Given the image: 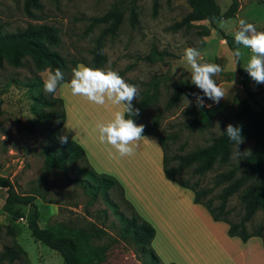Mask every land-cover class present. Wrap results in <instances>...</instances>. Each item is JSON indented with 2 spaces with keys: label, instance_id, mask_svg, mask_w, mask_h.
<instances>
[{
  "label": "rangeland",
  "instance_id": "obj_1",
  "mask_svg": "<svg viewBox=\"0 0 264 264\" xmlns=\"http://www.w3.org/2000/svg\"><path fill=\"white\" fill-rule=\"evenodd\" d=\"M23 1L0 0V24L6 31L23 28L28 22L52 25L58 36V42L52 49L65 59L69 78L72 76V61L91 62L93 40L104 27L97 25L84 35L90 18L102 15L114 2L122 4L123 22L117 34L105 40L103 53L106 61L100 69L116 71L126 82L137 85L140 89L137 101L146 95H154L141 113L140 124L158 123V133L168 136L169 155L184 154L208 145L220 133L222 122L233 119L239 100L247 98L253 109L264 107V84H257L250 76L241 81L233 52L218 31L234 35L239 28V20L244 19L254 24L257 32H264V0H237L239 7L234 17L215 20L212 25L207 21L196 22V27L177 31L170 29V25L190 10L188 0H156V15H153L154 0H40L43 7L36 11L37 19L26 16ZM216 1L222 12L231 3V0ZM132 5L138 18L135 26L129 21ZM221 20L226 22L224 28L219 26ZM200 26L209 27V34H200ZM188 47L200 51L201 62L221 66L223 71L214 79L226 93L218 104L204 97L201 119L205 125L195 131L187 129L186 123L190 119L188 110L198 108L196 95H204L200 89L191 82L190 93H183L173 106L167 105L175 85L182 80H191V68L184 56ZM240 47L244 54L240 60L243 68L253 53ZM153 50L155 60H144L143 57ZM44 74L45 70L34 68L28 56L19 67L6 63L0 67V175L8 177L19 193L35 197L34 202L41 212L40 226L64 224L87 231L103 230L101 236L92 239L93 244L106 247L104 259L99 264H148L135 245L120 235V214L130 216L131 211L117 188L94 193V190L84 187L78 181L82 175L76 169L81 161L74 166L68 164L64 170L44 167L42 148L46 144L52 145L54 124H43L33 112L34 96L45 94L44 87L33 84L43 81ZM253 145L254 140L244 139L238 146L239 153L234 146L227 162H216L203 175L195 174L192 166L183 172L181 178L191 183L197 181L203 188H211L208 197L212 198L213 205H217L226 184L215 185V176L230 170L239 177L243 171V158ZM251 182L247 181L229 198V220L238 221L242 217L244 204L240 196ZM6 194V189L0 187V252L13 239L5 227L10 224L16 241L27 253V260L3 261L0 264H64L58 252L31 236L25 218L11 220L3 210ZM16 207L21 208L24 214L32 209L30 205ZM260 225L264 234L263 209L257 210L246 223L250 231Z\"/></svg>",
  "mask_w": 264,
  "mask_h": 264
},
{
  "label": "trees",
  "instance_id": "obj_2",
  "mask_svg": "<svg viewBox=\"0 0 264 264\" xmlns=\"http://www.w3.org/2000/svg\"><path fill=\"white\" fill-rule=\"evenodd\" d=\"M190 10L178 21L170 25L174 31L196 27V22L207 21L211 25L215 20L221 18L230 19L238 11L239 3L237 0H231L229 7L222 12L216 0H188ZM40 0H24L22 8L27 17L37 19L36 11L42 9ZM158 3L153 2V15L157 14ZM124 18V8L120 2H114L110 8L100 16L90 18V22L84 30V35L91 32L97 25H104L100 33L93 40L90 49L91 62L85 60L72 61L73 68L81 62L85 66L92 68H101L106 57L103 53V46L107 37H114ZM129 21L132 26L138 21L135 6L129 9ZM202 27L200 34L207 35L210 28ZM214 27V26H213ZM216 29V27H214ZM222 39L225 40L229 48L234 52L237 45L234 41V35L225 34L219 30ZM58 42V36L55 28L47 23L28 22L25 27L15 31H6L0 24V67L6 63L10 66L19 67L23 64V59L30 57L34 68L38 71L52 70L59 68L64 73V80L70 85L72 76L69 78L67 73L69 66L65 59L52 47ZM155 52H150L143 57L144 60L154 61ZM237 72L241 81L244 82L249 74L241 68V61L237 65ZM72 72V70H71ZM130 83V82H129ZM132 84V83H130ZM33 86H43V81H38ZM191 80L179 81L168 99V107L173 106L179 101L183 93H190ZM154 95L144 96L139 101L133 102L134 107L139 108L140 113L132 117L136 124H140L141 113L147 103L153 100ZM33 112L43 124H54L51 144H46L42 148L44 156L43 163L46 169L56 168L64 170L68 164L76 165L77 161L82 163L76 166L77 171L82 175L78 181L94 190L106 192L112 188H117L121 194V199L131 211L130 216L120 214L122 228L120 235L123 239L132 242L137 252L145 259L148 264H175L173 262H162L154 252L151 241L155 234L154 227L144 220L133 208V206L124 197V191L119 182L111 175L98 173L90 167L83 149L74 141L68 140L67 143L59 142V129L65 120L63 100L54 94H40L34 96ZM203 106L188 110L190 119L186 123V128L190 131L203 129L204 122L201 119ZM125 118H128L127 114ZM231 123L233 126L242 127L244 139L254 140V145L243 158V171L239 177H235L230 170L218 173L215 176V185L226 184L225 190L220 196V202L213 205L211 197H208L212 189L199 186L198 182L193 183L182 179L183 172L193 166V172L203 175L213 168L216 162H227L230 159L234 143L229 140L226 133V126ZM143 135L154 134L159 137V143L163 150V170L166 178L175 181L182 187L189 188L194 193L193 201L202 204L210 213L213 220L224 221L228 224V235L237 236L243 242L252 236L263 238V226H258L255 230H248L246 223L252 218L259 209L264 210V107L253 109L247 98L237 102V108L231 121H224L221 124L220 133L214 136L210 143L204 147L197 148L184 154H168L166 141L168 136H162L158 133V123L153 121L150 125H144ZM252 181L244 188L240 199L244 204L242 217L238 221L228 219L229 211L227 202L229 198L237 193L247 182ZM0 187L6 189V197L3 203V210L11 216L12 221L19 218H25L31 236L46 245L52 250L58 252L64 261V264H99L104 259L106 247L92 243L94 237L102 235L103 230L87 231L82 227H67L62 225L40 226L39 220L41 212L34 202L35 197L31 194L19 193L13 182L6 176L0 175ZM16 205H30L31 211L24 214L21 208ZM112 207H116L111 204ZM7 233L12 235L13 239L9 245H5L0 252V262L9 263L15 260H27L26 251L19 245L15 239L14 228L10 224L6 226Z\"/></svg>",
  "mask_w": 264,
  "mask_h": 264
},
{
  "label": "crops",
  "instance_id": "obj_3",
  "mask_svg": "<svg viewBox=\"0 0 264 264\" xmlns=\"http://www.w3.org/2000/svg\"><path fill=\"white\" fill-rule=\"evenodd\" d=\"M54 96L64 104L65 120L59 135L66 133L68 140L79 144L96 172L111 175L119 182L125 199L154 227L151 246L162 262L264 264L262 237L252 236L243 242L229 236L228 224L213 220L202 204L195 203L191 189L166 178L158 136L144 135L128 156L101 143L97 125L110 122L116 111L123 110V104H94L74 96L67 82L60 83Z\"/></svg>",
  "mask_w": 264,
  "mask_h": 264
},
{
  "label": "clouds",
  "instance_id": "obj_4",
  "mask_svg": "<svg viewBox=\"0 0 264 264\" xmlns=\"http://www.w3.org/2000/svg\"><path fill=\"white\" fill-rule=\"evenodd\" d=\"M219 26L224 28L226 22L221 20ZM234 41L237 47L233 56L237 65L244 55L240 46L250 49L253 55L243 68L254 82L264 84V32H257L254 24L240 19ZM184 56L191 68V82L204 94L196 95L197 106H204V97L218 104L226 97L225 90L218 86L214 79L223 71L221 66L216 63L201 62L200 51L195 47L186 48ZM63 80L64 73L61 69L45 70L43 75L45 94H54ZM70 88L74 96L85 97L97 105L103 106L109 102L112 105H124L122 111L118 110L114 113V118L110 122L100 123L97 127L101 143L106 142L113 146L121 156L132 155L139 141L145 138L143 135L145 126L136 124L132 118L140 113L139 108L133 105V101H137L140 95L139 87L126 82L116 71L77 65L72 69ZM126 114L128 118H125ZM224 133L234 143L236 152L239 153L238 146L244 142L242 127L229 123ZM58 139L62 144L68 142L66 133L61 134Z\"/></svg>",
  "mask_w": 264,
  "mask_h": 264
}]
</instances>
